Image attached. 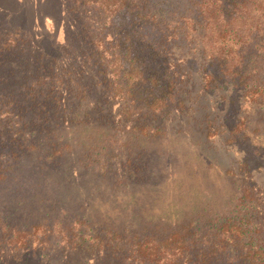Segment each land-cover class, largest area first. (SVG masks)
<instances>
[{
    "label": "trees",
    "instance_id": "trees-1",
    "mask_svg": "<svg viewBox=\"0 0 264 264\" xmlns=\"http://www.w3.org/2000/svg\"><path fill=\"white\" fill-rule=\"evenodd\" d=\"M50 1L51 29L0 27V257L30 247L87 250L103 264H264L257 163L223 168L195 136L202 123L232 146L264 136V111L261 126L248 123L264 104V0ZM146 141L183 169L150 184L160 208L97 218L92 202L69 208L52 186L68 161L134 200L152 177ZM209 170L217 193L197 184ZM67 173L60 180L76 186L84 176ZM104 186L93 197L108 196Z\"/></svg>",
    "mask_w": 264,
    "mask_h": 264
},
{
    "label": "rangeland",
    "instance_id": "rangeland-1",
    "mask_svg": "<svg viewBox=\"0 0 264 264\" xmlns=\"http://www.w3.org/2000/svg\"><path fill=\"white\" fill-rule=\"evenodd\" d=\"M51 3L52 1L50 0H0V27L4 28L6 26L20 24L23 27L30 28L37 33L41 30L51 29L53 26V22L57 20V18L51 19L50 17H47V13L52 7ZM60 37L61 33L59 34V38ZM38 38L42 39V44L44 41L49 42V40L44 37ZM197 87H195V89ZM212 99H214V102H216L217 97L212 94H204L202 97L205 105H208ZM186 102L191 103V105L187 107L189 113H192L193 115H195V117H199L200 111L196 112L192 110L193 104L189 99H186ZM254 108H252L251 112H249L250 119H248V123L250 124V127H252L256 122L258 123L256 124V126H261V122H258L257 120L259 119L260 114L264 111V104L261 109L256 110V113L254 112ZM226 122H228V120H226ZM173 124L174 121L171 122V126ZM203 125L204 123H202L200 126L201 128L195 132L197 140H200L202 144V146L198 144L197 148L206 152L208 156L212 157L218 164H221L223 168L232 166L243 156L247 157L248 155V158H250L251 162L254 163V165H256L257 163L256 168L259 169L257 175L255 176L256 181L260 183V185L264 186V136H254L248 139L250 140V143L243 142L238 146H232L231 144L226 143V139L222 137V135L226 136L225 132H221L223 130L222 128L219 132H217L220 134L208 135V128H204ZM195 130L196 129H194V131ZM184 139L189 140V137L184 135ZM158 141L160 145H165V140H163V138L159 139ZM144 148L149 150V156L145 155L146 162L144 164L149 167L152 173V177L147 183L138 182L137 184H135L137 185L136 188L134 187L133 189H131L136 195V198L134 200L130 198V192L129 195L125 196V198L123 196H117L115 192H109V189L107 188V186L109 185L107 183L90 185V173H88V171H85V169L81 167L74 168L72 164H70L69 166L68 161L58 166L64 168V170L62 171L61 169L57 168V175H53L57 177V180H55V183L52 186H61L62 197L69 208H71L75 204H80L81 202L85 204H88V201L92 202V205H94V208L96 209L93 216L97 218L107 219L108 217L113 216L115 218V216L118 215L119 218L125 219V213L129 210H132L131 208H137L138 210L136 211L142 212V214L147 209L160 208L165 202L159 198L158 193L160 192H154L152 190L154 188L150 186V184L155 185V187L161 185L160 182L173 170L175 166L173 167L168 164V161H170L169 159H164L158 156L156 152L158 146L157 144L152 143V141H146L144 144ZM254 148H259V151H261L260 155L255 156ZM151 151H153V153ZM141 161L144 162L143 157L141 158ZM177 168L178 167H175V169ZM68 169L70 172L80 171L84 174L82 181H80V183H77V186L73 183H65L60 180V178H62L60 177L62 176L61 174H68ZM178 170L180 172H183L182 168H178ZM162 174L164 176H162ZM202 175H204L206 179H199L197 184H203L206 189H210L217 193L216 189L219 176L215 175L212 170L207 171V173H202ZM143 185L146 186L144 187ZM102 186L107 189L105 193L109 195L106 197L104 195H100L99 198L101 199H99L97 195H94L93 197L92 193H95L96 191L101 192L103 190L102 188H98L96 190L95 187ZM122 194L124 195L126 193ZM8 197L13 198V195L8 194ZM5 200V194L1 193L0 208ZM18 200L24 203L21 196L18 197ZM153 200L154 203L151 204ZM173 205H177V203H174ZM215 205L217 207H226L225 201H223V199L221 198L216 200ZM0 214L4 213L0 211ZM32 216L34 218L37 217V215ZM29 218H32L31 215L29 216ZM30 221L32 220H27L26 223ZM29 248L30 247L23 248V252L20 253V256H23L25 258H21L20 256L12 257L9 255H3L2 258L0 257V264H103L102 257L93 255L87 250L65 249L63 252L58 251V253L40 252L36 255H30L31 250ZM17 258H19L20 260H18Z\"/></svg>",
    "mask_w": 264,
    "mask_h": 264
}]
</instances>
